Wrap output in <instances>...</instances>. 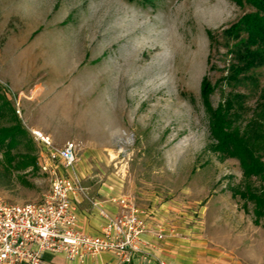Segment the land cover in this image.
Wrapping results in <instances>:
<instances>
[{"label":"rangeland","instance_id":"374dc122","mask_svg":"<svg viewBox=\"0 0 264 264\" xmlns=\"http://www.w3.org/2000/svg\"><path fill=\"white\" fill-rule=\"evenodd\" d=\"M252 10L232 0H0V105L11 107L0 128L13 110L30 132L51 126L59 146L76 143L70 170L87 189L133 197L167 229L205 240L219 264H264V219L245 195L263 194L264 177L218 147L202 98L204 78L219 80L233 58L223 32ZM251 73L264 84V65ZM249 84L236 87L247 94L236 127L260 101ZM223 89L209 96L214 108L232 87ZM32 135L35 144L0 150V195L12 202L50 189L47 149ZM25 158L35 165H19Z\"/></svg>","mask_w":264,"mask_h":264},{"label":"built area","instance_id":"2783aa9c","mask_svg":"<svg viewBox=\"0 0 264 264\" xmlns=\"http://www.w3.org/2000/svg\"><path fill=\"white\" fill-rule=\"evenodd\" d=\"M32 133L48 147L46 164L52 173L51 185L36 202H12L0 195V264H46V254L84 261L105 251L130 263L137 254H151L153 244L144 237L151 231L148 220L152 212L126 194L111 198L123 209L120 213L101 210L106 223L100 235L80 229L75 196L86 195V187L79 177L60 173L54 163L60 161L64 168L73 167L77 160L76 143L68 140L56 146L49 136L39 131ZM166 234L167 228L159 223L156 240L161 241ZM159 264L169 263L161 259Z\"/></svg>","mask_w":264,"mask_h":264},{"label":"trees","instance_id":"16d2710c","mask_svg":"<svg viewBox=\"0 0 264 264\" xmlns=\"http://www.w3.org/2000/svg\"><path fill=\"white\" fill-rule=\"evenodd\" d=\"M241 7L250 6L252 11L245 13L237 22L228 27L224 37L232 54L227 74L213 82L205 77L202 86V98L211 119V132L218 147L229 155L237 157L245 174L264 177V84L251 73L254 68L264 65V0H232ZM214 39L213 36H211ZM250 83L259 93L260 101L253 110V117L242 128L235 122L245 113L247 94L236 91V87ZM232 87L225 97L226 101L214 108L209 96L216 89L225 92L223 86ZM11 108L6 99L0 105V115ZM12 110V109H11ZM13 122L0 128V150L10 154L16 144H35L34 136L26 129L13 110ZM24 157V156H23ZM29 159V160H28ZM33 159V158H32ZM25 158L20 164L35 165L34 159ZM27 160V162H26ZM244 192V191H242ZM247 199L256 204L254 215L264 219V193L252 191ZM247 200V201H248Z\"/></svg>","mask_w":264,"mask_h":264},{"label":"crops","instance_id":"0c3cea01","mask_svg":"<svg viewBox=\"0 0 264 264\" xmlns=\"http://www.w3.org/2000/svg\"><path fill=\"white\" fill-rule=\"evenodd\" d=\"M49 136L52 143L59 146V137L55 134V129L48 126L46 128L32 129ZM45 148L48 147L45 145ZM58 171L65 174L59 163ZM73 168V167H71ZM66 168L68 176L80 177L77 173ZM71 174V175H70ZM66 175V174H65ZM86 187V186H85ZM86 195L78 194L75 202L78 212V223L80 229L88 234L100 235L106 223V218L101 210L105 209L111 214L120 213L123 209L111 201L114 196H120L107 186L89 190L86 187ZM156 217H149V227L151 231L145 235V239L153 244L151 254H137L130 263L121 262L114 252L105 251L95 258H87L84 261L67 259L63 254H46L44 259L46 264H159V260H166L169 264H219L220 258L217 250L208 246L205 240H195L182 237L179 233H174L173 229L168 228L165 238L157 241L155 238V228L159 224ZM158 222V223H157ZM161 222V221H160ZM179 231V230H178ZM155 246V248H154Z\"/></svg>","mask_w":264,"mask_h":264}]
</instances>
